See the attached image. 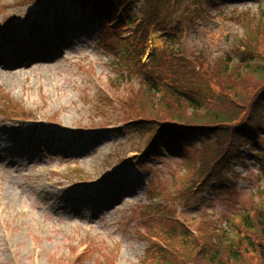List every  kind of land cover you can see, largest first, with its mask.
Masks as SVG:
<instances>
[{"label": "rangeland", "instance_id": "obj_1", "mask_svg": "<svg viewBox=\"0 0 264 264\" xmlns=\"http://www.w3.org/2000/svg\"><path fill=\"white\" fill-rule=\"evenodd\" d=\"M158 1L111 27L81 0H0V55L19 56L0 60V264H208L213 251L264 264V237L243 224L264 208L257 144L221 182L205 180L216 160L203 156L239 129L143 156L152 122L177 126L168 116L187 120L192 100L230 112L219 127L264 122L249 70L264 64V0H160L156 14Z\"/></svg>", "mask_w": 264, "mask_h": 264}, {"label": "trees", "instance_id": "obj_2", "mask_svg": "<svg viewBox=\"0 0 264 264\" xmlns=\"http://www.w3.org/2000/svg\"><path fill=\"white\" fill-rule=\"evenodd\" d=\"M88 1V0H86ZM138 0H97V6L106 4L109 6H116V7H126L129 10L131 8H134L137 5ZM135 5V6H134ZM130 7V8H129ZM162 7V3L159 0L155 6H153V11L157 14L160 13ZM133 11V10H132ZM157 16H155L156 18ZM135 16L132 15L128 18L127 22L130 23L132 19H134ZM162 23L159 20L158 25ZM158 62L157 58L153 60V65ZM170 65L173 66L172 64V58H170V61L168 62L167 60L164 61L163 65ZM250 71L253 73V79L254 80H260V83H264V64H255L251 65L249 68ZM150 81H155L151 78H149ZM154 83V82H153ZM158 83V82H157ZM156 83V84H157ZM156 84H149L151 86V89H153L154 92H156ZM264 87V86H263ZM152 93V90H149ZM196 91V90H193ZM198 92V91H196ZM264 92V89H263ZM201 95V93H199ZM264 99L260 100L259 102L263 101ZM193 106L191 107V114L189 117H187V120L184 119L183 117L179 116L178 114H170L168 116V122L172 121L175 123H178L177 126H167L165 124H168L166 122H156L153 121V128L152 130V141L148 145L147 148V156H151V154L156 153V155H159L158 153L160 151H174V150H180V146L178 143L180 141L182 142H187L188 138L190 135L193 133H200V132H212L218 129L221 130L223 129V133H228V132H235L236 129H239L238 131H241L237 137H235L234 140H232L231 144L229 147H232L228 150H223V153H221L219 156L220 158L218 159L219 156L215 155V150L220 147L219 144L214 145V149L211 150L210 152L206 153L203 158H205L207 155L211 156V160H216L214 162L213 168L206 174L204 175L205 180L207 181H218L221 182L223 178L222 172H220V169L222 168L223 170L226 169L225 173H230L233 170V165L242 162L243 157H242V151L245 150V148L253 143H257L259 146L258 152L256 153V159L259 162L258 170H259V179L262 180V183L264 184V122L262 121L263 119L259 118V116H255L252 114L243 124L238 125L237 127H232V126H226V127H219V125H224L226 120H229L232 117V114L230 112H226L225 110H213L209 108L208 106H205V111L203 110V104L202 102L192 100L191 103ZM203 108V109H202ZM169 114V113H166ZM174 114V115H173ZM190 120V121H188ZM188 126L192 128L186 129L180 126ZM225 125H231V123H227ZM243 131V132H242ZM238 134V132H237ZM241 141L244 142L243 146L239 147L237 144H239ZM236 147V148H235ZM178 152V151H177ZM217 157V158H216ZM207 159V158H206ZM206 159H203V165L206 164ZM210 159V158H208ZM218 159V160H217ZM210 160V161H211ZM208 161V160H207ZM210 162L207 163L209 166ZM206 165V166H207ZM206 170L204 166V171ZM235 176V175H234ZM212 179V180H210ZM222 184V183H219ZM262 193L264 189L260 187L259 189ZM237 195V194H236ZM257 216L252 218L250 215L248 217H244L243 219V224L248 226V230L256 233L258 230L261 232V236L264 237V208H260V206L257 209ZM262 218V219H261ZM258 219H261L258 221L259 227H257L255 221ZM183 236L185 237L187 234L186 232H183ZM206 253V251H204ZM204 253H200L199 256L204 258ZM236 256L232 258V261H229L228 263L225 262H218L220 255L218 254L217 251H213V253L210 255L208 258V264H214L217 262V264H230V262H238L240 261L241 255L238 252H235ZM259 255L263 258L264 260V250L258 251ZM218 254V256H217Z\"/></svg>", "mask_w": 264, "mask_h": 264}]
</instances>
